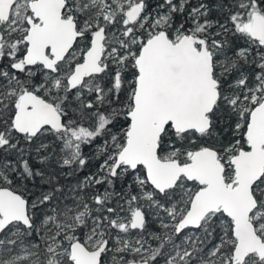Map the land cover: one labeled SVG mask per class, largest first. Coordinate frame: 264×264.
Returning <instances> with one entry per match:
<instances>
[{"label":"snow or ice","instance_id":"obj_1","mask_svg":"<svg viewBox=\"0 0 264 264\" xmlns=\"http://www.w3.org/2000/svg\"><path fill=\"white\" fill-rule=\"evenodd\" d=\"M0 264H264V0H0Z\"/></svg>","mask_w":264,"mask_h":264}]
</instances>
